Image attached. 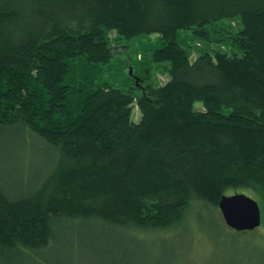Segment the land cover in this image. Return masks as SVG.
I'll list each match as a JSON object with an SVG mask.
<instances>
[{"label": "trees", "instance_id": "trees-1", "mask_svg": "<svg viewBox=\"0 0 264 264\" xmlns=\"http://www.w3.org/2000/svg\"><path fill=\"white\" fill-rule=\"evenodd\" d=\"M141 39L168 82L149 84L150 67L143 89L108 83L115 48ZM9 130L18 152L46 149L49 171L14 194L0 180V264L50 250L66 224L176 231L235 194L264 223V0H0V139Z\"/></svg>", "mask_w": 264, "mask_h": 264}, {"label": "rangeland", "instance_id": "rangeland-1", "mask_svg": "<svg viewBox=\"0 0 264 264\" xmlns=\"http://www.w3.org/2000/svg\"><path fill=\"white\" fill-rule=\"evenodd\" d=\"M156 39L154 36L153 42ZM149 46L152 45L147 39H141L129 47H116L105 80L120 88L140 84L143 89L148 83L142 82V78L151 67L153 74L149 84L167 83L170 65L152 64L148 57H144L142 53ZM197 46L198 51L205 48L200 41L194 48ZM198 51L194 50L192 60L198 58ZM226 51L242 56L237 48L229 47ZM133 118L139 120L138 108L134 109ZM26 139H30V135ZM25 142L24 136L15 130H9L0 139V180L12 194L28 183L40 181L49 171L47 151L43 146L27 144L26 153L18 152V146ZM194 217L190 212L179 230L154 232L152 235L121 230L106 233L96 226H81L82 229L77 231L76 227L66 224L59 228V241L40 256L26 260V264H264V223L252 233H237L226 226L220 211H215L213 216L196 208ZM122 248L128 252L125 262L114 255ZM118 255H122L121 252Z\"/></svg>", "mask_w": 264, "mask_h": 264}, {"label": "water", "instance_id": "water-1", "mask_svg": "<svg viewBox=\"0 0 264 264\" xmlns=\"http://www.w3.org/2000/svg\"><path fill=\"white\" fill-rule=\"evenodd\" d=\"M218 208L226 226L235 232H252L262 225L261 207L258 201L248 195L224 196Z\"/></svg>", "mask_w": 264, "mask_h": 264}]
</instances>
